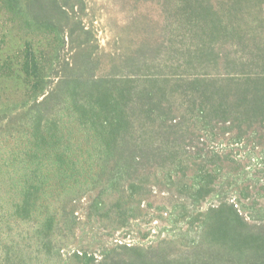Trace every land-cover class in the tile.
Instances as JSON below:
<instances>
[{
	"label": "trees",
	"instance_id": "trees-1",
	"mask_svg": "<svg viewBox=\"0 0 264 264\" xmlns=\"http://www.w3.org/2000/svg\"><path fill=\"white\" fill-rule=\"evenodd\" d=\"M149 1L160 18L139 12L112 52L70 0H5L48 51L26 43L25 98L0 106V264H264V0ZM155 189L199 220L189 250L62 258L82 196L90 217L122 223Z\"/></svg>",
	"mask_w": 264,
	"mask_h": 264
},
{
	"label": "rangeland",
	"instance_id": "rangeland-1",
	"mask_svg": "<svg viewBox=\"0 0 264 264\" xmlns=\"http://www.w3.org/2000/svg\"><path fill=\"white\" fill-rule=\"evenodd\" d=\"M70 0L76 3L74 11L80 15L85 28L93 31V38L100 51H114L119 34L124 27L133 23L139 12L147 14L149 19L160 18L156 5L149 0ZM27 17L32 11L25 10ZM129 38L135 39L134 31H130ZM138 40V39H137ZM29 43L35 54L41 51L47 53L46 36L39 31L30 30L25 21L17 19L10 11L5 0H0V106L20 103L25 98V85L20 71L22 51ZM69 48L63 51V58L69 57ZM55 79V77H51ZM2 144L0 153L7 154L10 148ZM147 200H142L139 209L127 221L115 218L90 217L87 210L88 197L82 196L75 204V224L69 231L58 233L57 247L63 259L68 260L74 252H86L96 258H101L104 252L114 250L116 245L138 246L150 252L166 248L170 255L189 250L197 238L199 220L189 221L190 217H183L181 208H173L174 201L166 191L154 190ZM112 201L111 197L109 198ZM218 203L214 197L196 206L193 216L204 212L208 207ZM123 216V215H122ZM4 219V218H3ZM192 219V218H191ZM1 234L8 233L6 222L0 223ZM27 225L22 224L15 228L17 235L24 231ZM5 235V234H3ZM19 239V236H16ZM0 241H4L0 238ZM2 242H0L1 244ZM23 243V242H22ZM26 250V248H25ZM0 250V258L3 256ZM121 255L125 254L123 248H115ZM23 253V252H22ZM25 256H28L26 250ZM32 264H60L56 257L45 254L31 253ZM75 264V263H70Z\"/></svg>",
	"mask_w": 264,
	"mask_h": 264
}]
</instances>
